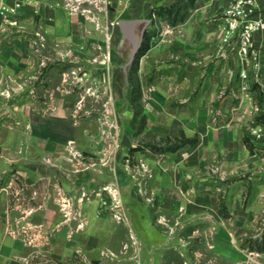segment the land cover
<instances>
[{"label":"rangeland","instance_id":"374dc122","mask_svg":"<svg viewBox=\"0 0 264 264\" xmlns=\"http://www.w3.org/2000/svg\"><path fill=\"white\" fill-rule=\"evenodd\" d=\"M40 2L11 17L16 25L0 17V195L9 201L8 236L54 264L62 263L41 251L50 253L46 241L63 231L75 239L68 264H264V252L253 250L264 243V165L228 176L208 145L200 148L201 167L188 164L184 149L152 150L180 128L211 137L208 125L198 129L185 116L187 105H198L200 86L193 82L187 93L180 60L150 50L140 56L139 49L126 71L119 19L98 0L50 3L71 27L68 37L64 31L51 41L38 30ZM24 10L28 18H17ZM163 23L156 17L147 28L151 46L161 41ZM253 91L260 93L254 81ZM53 134L68 138L37 139Z\"/></svg>","mask_w":264,"mask_h":264},{"label":"crops","instance_id":"0c3cea01","mask_svg":"<svg viewBox=\"0 0 264 264\" xmlns=\"http://www.w3.org/2000/svg\"><path fill=\"white\" fill-rule=\"evenodd\" d=\"M42 1L43 6L40 9V14L43 17H41L38 30L42 33L47 32L51 41L53 37L58 38L63 35L64 31H67L64 35L68 37L71 27L67 21L65 11L49 8L50 3H56L58 0ZM178 1L98 0V6L101 10L106 11L111 4L112 13H116L119 20L124 16V19L121 20L151 19L148 16L153 7L161 4L172 6ZM230 1L196 0L185 22L177 26H170L164 21L161 41L155 44L152 43V46L150 44L149 49L153 53H161L165 58L175 57L180 60L182 75L186 79L187 93H191L189 87L192 86L193 82L194 85L200 86V96L196 101L198 105H187L185 116L187 119H193L198 129L208 125L211 137H199V141L195 146L184 148L191 159L188 164L196 163L201 167L204 155L199 154V152L203 148L207 149L208 145L211 154L220 159L223 170L228 176H231L234 172H252L254 168L264 165V161L260 160L258 153L255 155L250 153L245 140L241 137V131L245 129L246 136L249 138V129L254 122L251 119L255 116L252 108L255 103H258L257 96L262 101V110H264V31L255 34V41L262 50L263 57L261 80L256 83L260 93L253 91L251 92L252 96L242 97L239 89L240 64L237 54L221 41L223 36L221 29L222 17ZM258 4L264 17V0H258ZM27 16L26 10H24L17 18L26 20ZM237 94L240 95L239 98L243 99L240 105L233 102V96ZM192 108L194 110H191ZM248 120L250 121L248 122ZM184 131L183 128H180V134ZM44 138L61 142L68 137H60L57 134L50 137L47 135L46 137H37V139ZM203 143L206 144L202 146ZM255 149V151H262L256 147ZM179 153L182 152L179 151ZM184 166L185 164H183ZM177 173L180 175V169ZM166 179L170 178L166 176ZM159 180H163L165 184L164 173L160 175ZM166 184L168 189L172 187L170 181ZM8 203L7 194H1L0 264H54L50 259H35L38 256V251L31 249L24 243L14 241L8 236L6 223L11 219L9 209H7ZM46 242L49 243L50 253L41 251V254L48 255L62 264H68L67 261L75 259V239L69 237L66 231L56 232L55 235L51 236L50 241ZM94 243L95 241L92 243L88 240V244ZM88 250H91L90 246ZM90 253L97 257L100 256L95 248Z\"/></svg>","mask_w":264,"mask_h":264},{"label":"built area","instance_id":"2783aa9c","mask_svg":"<svg viewBox=\"0 0 264 264\" xmlns=\"http://www.w3.org/2000/svg\"><path fill=\"white\" fill-rule=\"evenodd\" d=\"M64 1L69 8L74 4L73 0ZM28 5L38 10L41 2L40 0H0V17L6 19L7 23L16 25L17 21H12L11 17L18 15ZM221 29L222 43L237 54L241 67L239 89L248 97L251 82H260L263 69L262 50L255 41V34L264 31V17L258 0H231L224 11ZM252 109L255 114L262 111L258 103H255ZM249 139L257 149L264 151V121L253 122L249 129Z\"/></svg>","mask_w":264,"mask_h":264},{"label":"trees","instance_id":"16d2710c","mask_svg":"<svg viewBox=\"0 0 264 264\" xmlns=\"http://www.w3.org/2000/svg\"><path fill=\"white\" fill-rule=\"evenodd\" d=\"M196 0H179L172 6H168L165 4H161L153 7L151 13L149 14V18L154 19V16L157 18L166 21L170 26H177L186 21L188 13L190 9L194 6ZM151 36H145L143 44L140 50V56H144L148 50L150 49V41ZM139 99V92L136 88L133 89V102L134 106H137V102ZM144 122H146V118L144 117ZM259 121H264V110L263 113L258 117ZM197 137H188L184 132H181L179 137L175 139L167 138L165 142L166 146L163 147H152V150L162 151L164 153H177L180 150L186 147H193L198 143ZM245 142L249 148L252 150V146L249 144V140L245 139ZM258 252H264V243L260 244L258 247L254 248Z\"/></svg>","mask_w":264,"mask_h":264},{"label":"water","instance_id":"95a60500","mask_svg":"<svg viewBox=\"0 0 264 264\" xmlns=\"http://www.w3.org/2000/svg\"><path fill=\"white\" fill-rule=\"evenodd\" d=\"M151 24L152 19H133L118 21V26L122 31V40L119 45V49L122 51L123 56H128L127 65L124 67L126 71L128 66L132 65L136 53L139 51V49H141L146 30Z\"/></svg>","mask_w":264,"mask_h":264}]
</instances>
